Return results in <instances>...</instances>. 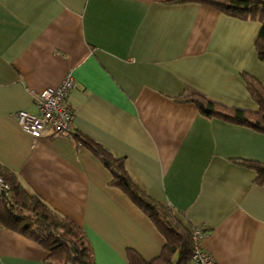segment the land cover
Returning <instances> with one entry per match:
<instances>
[{
	"label": "crops",
	"instance_id": "obj_1",
	"mask_svg": "<svg viewBox=\"0 0 264 264\" xmlns=\"http://www.w3.org/2000/svg\"><path fill=\"white\" fill-rule=\"evenodd\" d=\"M260 23L196 0H0V166L73 219L96 264L144 259L165 238L91 149L23 131L32 91L74 77L72 129L101 144L151 197L167 204L216 264H264V183L234 159L264 162V132L208 117L189 88L257 109L240 71L264 84L254 40ZM192 237V234H191ZM47 250L0 226V264H45Z\"/></svg>",
	"mask_w": 264,
	"mask_h": 264
},
{
	"label": "trees",
	"instance_id": "obj_2",
	"mask_svg": "<svg viewBox=\"0 0 264 264\" xmlns=\"http://www.w3.org/2000/svg\"><path fill=\"white\" fill-rule=\"evenodd\" d=\"M220 12L260 23L254 40L257 57L264 61V0H196ZM257 109L225 105L209 98L200 90L189 88L181 100L194 102L199 112L208 117L251 127L264 132V84L247 70L240 71ZM103 162L111 173L109 183L120 188L153 221L165 238L161 252L146 260L135 249H127V264H194L190 230L173 214L169 205L151 197L131 178L123 157H115L101 144L81 133L74 134ZM256 172L255 181L264 183V162L256 159H234ZM0 175L10 185V195L0 197V226L15 230L41 244L47 250L45 264H96L92 247L82 229L68 216L49 207L38 195L26 191L15 174L0 166Z\"/></svg>",
	"mask_w": 264,
	"mask_h": 264
},
{
	"label": "built area",
	"instance_id": "obj_3",
	"mask_svg": "<svg viewBox=\"0 0 264 264\" xmlns=\"http://www.w3.org/2000/svg\"><path fill=\"white\" fill-rule=\"evenodd\" d=\"M74 87V77L66 72L57 85H47L37 91H32L36 111L20 109L16 111V119L21 129L34 137H39L47 131L73 136L72 109L66 103L69 90ZM10 185L0 175V197L10 195ZM192 261L194 264H216L210 253L205 252L200 244L199 227L192 228Z\"/></svg>",
	"mask_w": 264,
	"mask_h": 264
}]
</instances>
